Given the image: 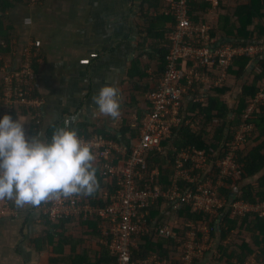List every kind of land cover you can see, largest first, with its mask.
<instances>
[{
  "label": "built area",
  "instance_id": "built-area-1",
  "mask_svg": "<svg viewBox=\"0 0 264 264\" xmlns=\"http://www.w3.org/2000/svg\"><path fill=\"white\" fill-rule=\"evenodd\" d=\"M28 1L31 4L39 2ZM161 1L163 9L160 14L173 16L175 23L169 25L173 30L168 35L170 52L166 73L157 89L147 95L151 107L142 123L137 125L140 135L133 139L131 148L105 135L96 134L90 138L79 135L93 144L94 165L100 166L105 181L113 183V180H117V191L106 192L103 197L107 203L105 206L93 204L82 194L67 198L53 197L43 201L40 206L42 215L52 222L72 218L103 219L101 228L106 236L103 243L109 246L115 257L111 264H165L157 256L135 260L133 255L138 239L147 235L148 231L165 237L176 236L174 223L151 229L144 224L147 209L152 204H157L160 198H164V213L167 215L173 214L170 209L177 211L186 204L192 205L198 213L218 215L222 210L230 211L233 218L252 210L244 201L234 198L228 201L221 193V188L225 187L227 176H231L234 181L243 176L241 164L237 163L238 152L249 142L254 131L255 125L251 120L264 105L263 88L245 109L242 125L236 130L227 154L216 163V179L207 177L211 170L203 173L208 167L204 151L195 148L179 151L174 149L177 153L172 185L165 191L159 183L161 171L149 168L148 155L154 150L166 153L165 143L174 140L183 127L197 130L202 124L203 116L199 109H189V105L193 103L207 107L213 91L225 87L233 77L237 80L232 72L236 58H251L255 69L257 60L264 58V41L254 36L246 45H234L229 41L218 44V40L212 35V25L209 22L195 21V4L206 5L213 11L226 6L228 0ZM157 13L158 11H153V14ZM34 46L36 44L30 42L23 48L18 66L14 65L16 68H12L9 63L0 67V115H13L26 109L32 121L39 117V113L32 111L41 103L37 97L32 96L36 77L32 62L37 58ZM15 55L17 60L18 53ZM214 166L215 164L211 165V168ZM182 181L193 187H182L181 185H185ZM16 213L10 200L0 199V222ZM199 223L201 227L188 224L191 230L180 249L181 264H194L195 259L204 257L207 244H211L208 224ZM248 264H264V260L253 258Z\"/></svg>",
  "mask_w": 264,
  "mask_h": 264
},
{
  "label": "crops",
  "instance_id": "crops-1",
  "mask_svg": "<svg viewBox=\"0 0 264 264\" xmlns=\"http://www.w3.org/2000/svg\"><path fill=\"white\" fill-rule=\"evenodd\" d=\"M21 1L24 3L16 4L14 8L6 11L7 25L11 26V34L16 41L18 53L17 60L10 65L12 68L18 66L19 56L30 42L36 44L33 50L37 54L35 59L40 62L34 86L36 97L41 103L32 109L33 113H39V117L32 121L29 115L22 116L26 120L27 133L50 137L55 127L67 125L74 128L76 125L87 124L95 135L99 134L98 130L108 129L112 134H117L123 142V129L129 128L128 138L133 135L137 138L140 135L137 112L125 114L120 111L117 118H112L97 111L92 97L101 85L113 83L119 89L120 106L123 109H131L134 102L137 109L148 104L147 91L137 90L135 83L139 82L130 77L132 63L141 54L139 49L142 36L141 8L144 0H39L35 4H30L26 0ZM248 4L249 0H228L226 6L213 11L206 5L195 4L193 6L196 12L195 21L209 22L213 27L212 35L220 44L229 39L225 32L223 17L228 10L234 11L235 8ZM26 16L31 17L30 25L23 23ZM263 19L264 17L256 19L252 26L256 28V21L261 22ZM232 23L237 24L236 17L231 19ZM250 30L253 31L251 28ZM146 63L149 65L147 69L149 76L141 86L149 87L157 63L149 64V58H146ZM248 75L249 72L241 80L237 76V80L231 78L225 87L213 91L211 97H221L230 109H236L240 105L243 85L249 81ZM1 78L0 72V83ZM221 89H226L224 96L219 95L218 91ZM232 117L233 115L230 118ZM242 121L238 127L242 125ZM137 131L139 135L135 136ZM256 179L258 177L254 180ZM244 185L243 183L241 186ZM107 191H111L109 186L102 188L100 198H103ZM11 205L16 209V215L0 222V264H64L62 261L73 255L71 244L64 246L63 251L55 249L57 238L54 245H47L41 249L33 243L35 237L45 235L47 230L41 203L37 206L17 207L11 201ZM166 216L165 220L174 223L176 227L180 222H184L179 215L177 218L173 214ZM77 220L69 226L73 237L83 239L77 248V254L87 251L92 259L101 258L106 248L110 250L109 246L103 243L106 236L104 233L102 239L90 236L91 231L83 232L77 228L80 225V221ZM199 222L208 224V228L211 227L207 220H198V227L201 226ZM173 230L176 236L167 238L174 240H170L174 249L178 250V254H182L180 249L186 239L178 236V229L174 226ZM86 235H89L88 239L83 238ZM187 236L188 233L186 238ZM210 238L211 244L207 250L217 248V239L212 237L211 232ZM207 250L204 253L203 264H211L214 259V255L211 256L210 252L208 254ZM215 258L219 259L220 254ZM202 259H195V262L202 264Z\"/></svg>",
  "mask_w": 264,
  "mask_h": 264
},
{
  "label": "trees",
  "instance_id": "trees-1",
  "mask_svg": "<svg viewBox=\"0 0 264 264\" xmlns=\"http://www.w3.org/2000/svg\"><path fill=\"white\" fill-rule=\"evenodd\" d=\"M23 3L21 0H0V67L7 62H14L16 60L15 53L17 52V44L14 43L15 39L11 34V26L7 25L8 18L6 11L14 8L16 4ZM162 9L163 4L161 0H144L141 8L142 36L139 45L141 54L133 61L130 70V77L139 82V84L135 83V88L137 90L141 89L142 92L147 91L148 94L157 89L159 81L166 73L167 57L170 52V39L168 35L173 30L168 24L169 22L175 23L173 16L160 14ZM230 10L223 17L224 24L226 25L225 32L229 38V42L234 43V45H246L249 43L248 41L251 42L254 38L255 30L258 33L257 38H264V26L259 25L254 31L249 29L254 25L256 19L264 17V0H249L248 5H241L235 8L234 11ZM153 11H158V13L153 14ZM233 17H236L237 24H231ZM146 58L150 59L149 64H152V62L157 63L156 71L152 75V81L150 83L148 82L149 87L148 85L141 86L145 78L149 76L147 71L149 65L146 63ZM251 62L252 60L249 57L236 58L233 62L232 72L240 80L249 72V81L243 85L240 95V105L236 109H230L221 100V97L218 96H212L207 107H200L193 103L190 104L189 109H199L200 114L203 116L202 124L198 129L193 130L190 127H183L177 133L176 138L174 137V140L165 143L168 152L162 153L159 150H154L149 153V168L151 170L159 169L161 171L159 183L165 191L170 189L172 185L174 161L177 153L174 149L179 151L181 149L195 148L204 151L207 155L208 167L203 173L211 170L207 174V177L216 179L218 172L216 163L227 154L229 144L234 139L236 130L240 128L238 125L242 121L245 109L249 102L260 92L262 84L264 83V58L257 60V66L260 72L255 71L253 65L251 68ZM39 66L40 62L34 59L32 67L36 73ZM1 92L2 86L0 84V94ZM218 92L220 96H224L226 89H221ZM32 96H37L35 86L32 91ZM135 106V102L131 104V109H123L120 106V111L125 114L137 112L139 115V123L141 124L146 112L151 107V103L148 100V104H144L141 109H137ZM191 107H194V109ZM15 115H28V110L24 109L20 113H13V117ZM231 115H233L232 118H230ZM251 121L255 125L254 133L249 138V142L238 152L237 158V163L241 164L243 176L236 181L231 176H227L225 187L221 188V193L224 194L228 201L233 198L238 201H244L252 210L246 212L245 215L234 218L230 216V211L225 210L220 211L218 215L198 213V211H193V206L190 204L184 205L177 211H173V209L169 210L172 211L171 213L173 215L175 213V217L177 214L184 221L179 226H174L175 229H178V236L183 240L186 239V234L191 230V227L188 226L191 220L194 221L193 224L196 226H199L197 223L198 220H207L209 222L211 235L217 239V248L207 250L208 254L211 253V256L214 255L211 264H248L251 258L264 260V105L260 107V110ZM74 128L78 135L82 134L88 138L95 135V133L93 134L90 131L87 124L76 125ZM123 131V142L117 134H112L108 129L98 130V133L116 139L120 143H124L123 145L131 148L135 137L133 135L131 138H128L127 131H129V128H124ZM137 135H139V131L136 132L135 136ZM213 164L215 166L211 168ZM94 167L97 177L96 190L90 195L83 196L93 204L105 206L107 203L103 198H100V190L109 186L111 192H115L117 191L118 183L117 180H113V183L105 181L100 166L94 165ZM261 173L262 175L260 176ZM257 177L258 179L254 180ZM246 181L247 183H245ZM182 183L185 184L181 185L182 187H193L192 184L184 181ZM243 183L245 185L242 187L241 185ZM163 201L164 198H160L157 204H152L147 209L144 224L149 229L163 226V224H170L168 221H162L167 217V214L164 213ZM43 218L47 223L45 235L35 237L33 242L38 249L46 247L47 245H54L57 238L56 250H62L64 246L70 244L73 246V255L64 259L62 261L64 264H111L115 261V257L108 248L105 249L102 257L96 260L92 259L87 251L83 254H77V248L83 242V239L73 237L74 235L70 233L72 230L69 228L73 224V221L77 219H62L57 222H52L44 215ZM77 221H80V225L77 228L81 229V231H91L92 233H89V235L91 234L90 236L92 237L97 236L101 239L104 237L101 228L103 219L98 217L91 219L81 218ZM89 235L83 238H89ZM198 235L200 237L202 236L201 233H198ZM170 240L174 241L172 238L168 240L163 235L148 231L147 235L141 236L138 239V246L134 249V259L144 260L152 255L151 257L158 256V260L165 264H169V262L170 264H181V254L177 253L178 250L174 249V245ZM217 254H220L219 259L215 258ZM204 260L205 257L202 259V264ZM200 263L197 261L194 262V264Z\"/></svg>",
  "mask_w": 264,
  "mask_h": 264
},
{
  "label": "clouds",
  "instance_id": "clouds-1",
  "mask_svg": "<svg viewBox=\"0 0 264 264\" xmlns=\"http://www.w3.org/2000/svg\"><path fill=\"white\" fill-rule=\"evenodd\" d=\"M23 23L30 25L31 17H24ZM92 99L99 113L119 116L121 98L115 84L101 85ZM25 124L22 116L0 115V199L17 207L37 206L53 197L87 196L96 190L91 142L67 125L42 137L29 135Z\"/></svg>",
  "mask_w": 264,
  "mask_h": 264
},
{
  "label": "rangeland",
  "instance_id": "rangeland-1",
  "mask_svg": "<svg viewBox=\"0 0 264 264\" xmlns=\"http://www.w3.org/2000/svg\"><path fill=\"white\" fill-rule=\"evenodd\" d=\"M27 2H28V1H27ZM28 5H29V4H28ZM256 25H257V26H259V25L264 26V19H263L261 22H260V21H256ZM250 28L254 31L257 27L255 28V26H251ZM250 28H249V29H250ZM254 28H255V29H254ZM254 33H255L254 36L258 37V35H257L258 33H256V30H255ZM261 40L264 41V38H261ZM15 56H17V55H15ZM14 63H15V62H12V63L9 62V64H11V65H13ZM255 64H256V65H255V71L260 72V69H259V67L257 66V63H255ZM251 65H254V62H253V61L251 62ZM256 66H257V67H256ZM253 67H254V66H253ZM262 87L264 88V83L262 84ZM245 145H246V144H245ZM207 246H208V244H207Z\"/></svg>",
  "mask_w": 264,
  "mask_h": 264
}]
</instances>
